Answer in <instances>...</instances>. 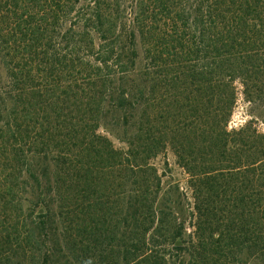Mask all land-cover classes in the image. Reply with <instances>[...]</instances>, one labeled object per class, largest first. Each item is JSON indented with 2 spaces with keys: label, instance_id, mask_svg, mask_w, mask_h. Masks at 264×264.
Returning a JSON list of instances; mask_svg holds the SVG:
<instances>
[{
  "label": "trees",
  "instance_id": "1",
  "mask_svg": "<svg viewBox=\"0 0 264 264\" xmlns=\"http://www.w3.org/2000/svg\"><path fill=\"white\" fill-rule=\"evenodd\" d=\"M132 12L133 29L124 22ZM143 36L152 43L151 65L164 61L165 53L175 64L173 77L184 81L177 106L205 112L215 100L217 114H199L190 155L200 154L202 165L184 166L194 198L193 230L186 234L180 224L174 231L162 209L143 198L152 192L141 187L133 189V213L122 221L133 220V234L142 238L148 223L154 224L149 238L156 246L172 244L181 264H264V133L226 128L235 79L247 101L264 108V0H133L131 9L124 0H0L2 196L14 204L13 184L24 183L29 190L24 200L17 199L25 205L23 218L50 215L44 195L48 188L58 189L64 171L55 172L52 184L48 161L102 158L98 147L104 141L96 127L104 94L118 96L123 106L132 92L141 97L150 92L154 73L137 71V38ZM200 58L211 59L212 78H205L204 69L198 72L191 105L189 62ZM132 70L138 76L133 87L122 83Z\"/></svg>",
  "mask_w": 264,
  "mask_h": 264
},
{
  "label": "rangeland",
  "instance_id": "2",
  "mask_svg": "<svg viewBox=\"0 0 264 264\" xmlns=\"http://www.w3.org/2000/svg\"><path fill=\"white\" fill-rule=\"evenodd\" d=\"M124 5L133 8V0H124ZM124 22L127 28L133 29V12ZM148 42L145 43V36L137 38L140 53L137 71L154 73L148 81L151 89L146 98L133 96L132 92L120 106L118 96L104 94L96 127V134L101 136L99 140L104 141L98 147L102 158L96 160L90 154L89 158L84 156L80 164L73 157H67L65 163L59 156L48 161L52 184L55 172L60 168L64 171L58 189L48 188L44 195L50 201V215H32L24 219L25 205L22 203L24 207L21 206L17 199L26 196L28 187L20 182L13 184V195L16 194L13 204L5 201L8 200L2 196L5 186L0 183V264H154V260L159 264H181L182 255L172 244L160 242L156 246V239L149 238L154 224L148 223L149 229L142 238L133 234V220L123 222L122 216L133 213V189L148 188L152 194L143 198L147 202L151 198L155 210L162 209L164 220L172 224L174 231L180 229V224L186 234L193 230L194 198L184 166L186 162L202 165L200 154L190 155L196 146L193 138L196 131H200L196 120L199 121L197 118L201 113H205L206 118L217 113L215 100L205 112H187L177 106L185 92L184 81H176L173 77L175 64L169 57L166 59L165 53L161 55L164 61L151 65L153 53L150 47L148 53L147 47L152 43L147 45ZM189 63L194 70L189 90L192 105L196 98L195 88L199 86L198 72L204 69L207 72L205 78L210 80L212 71L210 58ZM104 74L105 71L100 73ZM136 74L133 75L132 70L131 78L122 83L133 87ZM233 82L236 97L227 130L247 126L264 133V108L247 101L239 79ZM67 106L65 103L61 115H65ZM219 114L221 118L224 115ZM143 142L146 148L142 147ZM196 142L199 144L201 140L196 139ZM73 152L78 154L79 150ZM87 168L91 171H86ZM4 180L10 184L7 178ZM46 183L48 187V181Z\"/></svg>",
  "mask_w": 264,
  "mask_h": 264
}]
</instances>
